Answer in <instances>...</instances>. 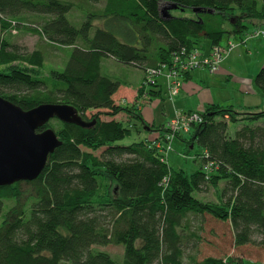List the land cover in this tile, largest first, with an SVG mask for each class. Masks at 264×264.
Segmentation results:
<instances>
[{
	"label": "trees",
	"instance_id": "16d2710c",
	"mask_svg": "<svg viewBox=\"0 0 264 264\" xmlns=\"http://www.w3.org/2000/svg\"><path fill=\"white\" fill-rule=\"evenodd\" d=\"M165 3L193 16L168 11L163 18ZM77 8L79 26L66 16ZM263 25L264 0H0V96L24 110L68 103L91 124L53 118L54 126L50 119L44 128L61 143L41 173L0 186V264H247L231 256L200 258L204 220L196 219L204 215L228 222L234 246L256 245L264 257V110L211 104L198 111L202 121L191 125L190 137L175 134L187 148L203 149L187 175L148 138L115 144L133 126L116 119L119 113L126 123L135 119L158 132L157 138L165 125H148L137 105L116 103L121 82L101 72L103 57L146 70L183 48L221 45L224 37L240 38ZM12 31L63 51L62 67L39 73L44 51L8 42L5 34ZM254 83L264 93V66ZM138 89V97L162 98L157 81ZM88 111L95 112L87 117ZM229 123H240L233 135ZM221 184L218 202L195 196ZM108 244L122 245L121 260L93 248Z\"/></svg>",
	"mask_w": 264,
	"mask_h": 264
},
{
	"label": "rangeland",
	"instance_id": "374dc122",
	"mask_svg": "<svg viewBox=\"0 0 264 264\" xmlns=\"http://www.w3.org/2000/svg\"><path fill=\"white\" fill-rule=\"evenodd\" d=\"M164 6L165 4L162 5V7ZM77 10L73 9L72 11L68 12L66 16L72 24L79 26L80 25L79 20L81 19L82 15H81V11H79L78 8ZM169 12L172 16H193V12L191 10L179 8L177 6L170 9ZM101 23L102 22L100 20L95 21V24L97 25H101ZM254 31L256 30L255 29L250 30L251 34L249 38L247 37L248 36L247 33L249 31L243 34L240 38L233 36V35L229 36L228 39L224 37L221 43L222 47H226L225 45L227 44L229 40L235 43L236 45H234V47L231 50L223 52L224 58L222 57V60L219 62V66L217 70L219 69L221 63L226 59V62H228L229 66H231L232 70H234L235 72L240 73V74L242 73L245 74L247 70L249 71V69L247 68L248 65L254 59H258L259 55H257L256 49H253V47L249 48V46H247L249 42H246V41L256 42V44H258L257 48H259L260 46V41H264L263 38L258 37L257 35L252 36V32ZM4 38H6L7 41L12 44H17L18 46L26 47L29 50L33 49L35 46L42 49L45 55V63H44V68L40 70L39 73L45 74L52 68L62 67V64H63L62 62L65 60L64 52L54 49L53 47L50 48V47L43 46L42 44L43 41L39 39L37 35L27 33L24 31H19L17 33L15 31H12L11 34L6 33ZM118 38L120 40H123L121 36H119ZM205 44L207 46L204 49L202 50L199 49L201 51L200 54L202 55H207L211 51L210 49H212L213 47V46L210 47L208 45V41H206ZM226 49L227 48H225V50ZM199 69H205L211 74L217 71L216 70V71L211 72L207 68H199ZM146 70H143L142 79H141L140 85L138 86L140 77L142 74V71L140 68L132 66V65H126V64L120 63L110 57H103L102 59L101 72L104 75H107L112 79H116L122 82L123 84H127L126 87H129L128 90L136 89L137 86L138 88L143 86L144 79L148 75ZM183 74H181V76L179 77L181 85L178 88L174 87L176 86V82H177V80L174 77H169L166 74H160L159 76L155 78V80L161 84L162 98L150 99L147 96L143 97V94L138 97L137 96V93L139 90L138 88L136 90V95L134 97L131 96V97H126V98H121L120 95L121 94L123 95V92L127 90L125 89L122 93H121L122 90L118 91L114 95V98L116 100H119V103L123 105L135 104L138 107H140L141 105L148 104L149 109L151 108V110H153V113L155 115L154 124L159 125L160 123L165 121L163 117H160V109H163V105H166L167 116L171 115V111L173 110L174 107H171L172 100L170 97H172V99L173 98L176 99L175 95L180 91L182 86L184 87V83L187 80L183 79ZM124 86L122 87L125 88ZM168 86H170L171 89L173 90V94L170 95V97H169V93L167 89ZM261 93H262V96L264 97V93L263 92ZM216 94L218 98L219 97L221 98V100H227L223 104L240 103L239 97L233 96L229 90H226L223 92L221 89H219ZM157 99L158 101H156L157 103L156 105L154 103L150 104L152 100H157ZM254 99H258L257 95L253 96V100ZM262 108L264 107H260L259 109L261 110ZM94 112L95 111H88L86 113L87 117H90L92 114H94ZM176 113L183 114V113H186V111H179V110L174 111V113L168 119V121H170L175 116ZM101 117L104 119H108L107 115H101ZM115 117L116 119L122 120L127 125H131V126L133 125L131 134L126 136L122 140L116 141L115 144L127 145L132 142H137L140 140L141 136L143 135L141 133H145L144 127L148 130L150 129L148 126L147 127L143 126L142 128L137 122H135L136 121L135 119H131L130 122L126 123L127 115L125 113H119ZM55 120L56 119H51L50 122L52 125L57 126L58 124L56 123L57 121ZM137 125L142 130L140 133L136 132L135 130V127L137 128ZM239 126H240V123H229L228 124L229 134L233 135L234 130L238 128ZM164 131H165V127H164ZM189 132L190 130L188 131V133L184 134V137L187 139L190 137ZM156 133L158 134V132L152 131V134H153L152 136H155V135L156 136L151 140L155 141L156 143H160L161 147L163 146L165 147L166 149V152L164 151L165 158L170 166H172L175 169H183L187 175H189L190 173L196 170L197 163H195V160H193L194 154L201 153L203 151L202 147L195 144L193 148H187L186 147L187 145L185 144L184 140L177 138V137H172L168 144L164 143L163 145L162 136L160 138H157V136L159 135H157ZM99 152L100 150H97L95 151V154H99ZM222 186L223 185L221 184L220 186H218L217 189H213L212 187H209L205 191L195 193V196L204 201L218 202V194L221 193V189L223 188ZM202 228L203 230L202 232H200L201 236L198 242L200 243V247H199L200 258H203L206 256H213V257H225L226 256L225 258H227L228 256H231L235 258H243L247 262V264H263L264 263L263 253L258 246L253 245V244H246L243 246H234L233 238H232V230L228 222H221V221L215 220L214 218L206 217V219L204 220L202 224ZM93 248L107 251L117 260H121L123 257L122 256L123 255L122 245L108 244L106 246H93ZM62 264H67V263L63 262Z\"/></svg>",
	"mask_w": 264,
	"mask_h": 264
},
{
	"label": "water",
	"instance_id": "95a60500",
	"mask_svg": "<svg viewBox=\"0 0 264 264\" xmlns=\"http://www.w3.org/2000/svg\"><path fill=\"white\" fill-rule=\"evenodd\" d=\"M174 7L165 3L160 8L162 17L168 18ZM53 118L82 127L91 125L68 103H40L24 110L0 96V186L31 181L41 173L48 155L61 143L51 127L44 128Z\"/></svg>",
	"mask_w": 264,
	"mask_h": 264
},
{
	"label": "crops",
	"instance_id": "0c3cea01",
	"mask_svg": "<svg viewBox=\"0 0 264 264\" xmlns=\"http://www.w3.org/2000/svg\"><path fill=\"white\" fill-rule=\"evenodd\" d=\"M246 42H249L250 45L248 43L247 46H249V48L253 47V49H256L257 55H259L258 59H254L248 65L247 68L249 69V71L247 70L245 74L244 73L240 74V73L235 72L234 70H232L231 66H229L228 62H226V59L221 63L219 69L213 74L209 73L205 69H195L190 72V77L184 83V87L182 86L180 91L175 95L176 99L174 98L172 99V97H170V94H169V97L172 100L171 107H174L173 110L171 111V115L167 116L166 105H163V109H160V117H163L165 121L160 123L159 125H155L154 124L155 115L153 113V110H151V108L149 109L148 104L141 105L139 107V112L144 122H146L148 125H154L153 127L165 125L168 119L174 113V111L179 110V111H186V112L188 111L198 112V111L205 110L211 104L232 105L235 107H251L253 109H258V110H260L259 109L260 107H264V97L262 96L261 91L256 87L254 83L255 74L261 67L264 66V41H260L259 48H257L258 44H256V42H253V41H246ZM234 45L236 44L234 43ZM141 71H142V74H141L138 86L140 85L142 75H143V70L141 69ZM157 83L159 82L157 81ZM126 85L127 84L122 83L119 86L118 90L115 92V94L120 90H122L121 91L122 93L125 89H127L123 92V95L122 94L120 95V97L121 98H126V97H131V96L134 97L136 95V90L138 86L136 87V89L128 90L129 87H126ZM122 86H124L125 88H123ZM217 89L218 90L221 89L223 92L226 90H229L233 96L239 97L240 103L223 104L227 100H221L220 97L218 98L216 94L218 92ZM114 95H113L114 101L116 103H119V100H116L114 98ZM256 95L258 99L253 100V96H256ZM156 101H158V99L152 100L150 104L154 103L156 105L157 104ZM261 110H264V108H262ZM137 128H139L138 125H137ZM144 129H145V133H141L143 135L141 136L140 140L144 138H148L151 140L156 136V135L152 136L153 135L152 131L154 132V130L150 131L146 129L145 127ZM193 160L195 159L193 158ZM195 163H197V167H198V162L195 161ZM206 217H207L206 215H204L203 218L198 217L196 219L197 223L205 220ZM197 245L200 247V243H197Z\"/></svg>",
	"mask_w": 264,
	"mask_h": 264
},
{
	"label": "built area",
	"instance_id": "2783aa9c",
	"mask_svg": "<svg viewBox=\"0 0 264 264\" xmlns=\"http://www.w3.org/2000/svg\"><path fill=\"white\" fill-rule=\"evenodd\" d=\"M256 31L252 32V36L257 35L264 39V25L255 29ZM248 38L250 37L251 32L248 33ZM226 47H222L221 45H214L211 51L207 55L200 54V50L198 48H193L191 50H187L185 48L181 49L179 53L174 54L172 59L169 62H165L160 64L156 68H147V76L144 79L143 87L147 89L154 82H156L155 78L160 74H166L169 77H174L177 82L175 88H178L181 83L179 77L181 74L186 72H191L195 69L199 68H207L209 71H216L219 62L222 60L223 52L229 51L233 48L234 43L232 41H228L225 45ZM225 48H227L225 50ZM224 58V57H223ZM179 73H178V72ZM170 95L173 94V90L170 86L167 87ZM145 93L143 97H145ZM202 121V117L199 112H186L183 114H175V116L165 124V131L163 133L162 142L169 143L172 137H175V134L179 133H188L191 129V125L194 123H200ZM152 145H154L160 153L164 156V151L166 152L165 147H161L160 143H156L155 141H151Z\"/></svg>",
	"mask_w": 264,
	"mask_h": 264
}]
</instances>
